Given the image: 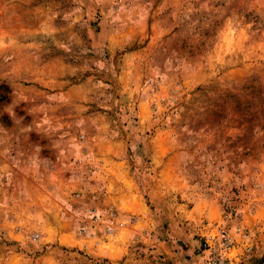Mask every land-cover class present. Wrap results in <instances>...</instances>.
I'll list each match as a JSON object with an SVG mask.
<instances>
[{
  "label": "rangeland",
  "instance_id": "374dc122",
  "mask_svg": "<svg viewBox=\"0 0 264 264\" xmlns=\"http://www.w3.org/2000/svg\"><path fill=\"white\" fill-rule=\"evenodd\" d=\"M224 231L264 264V0H0V264H198Z\"/></svg>",
  "mask_w": 264,
  "mask_h": 264
},
{
  "label": "built area",
  "instance_id": "2783aa9c",
  "mask_svg": "<svg viewBox=\"0 0 264 264\" xmlns=\"http://www.w3.org/2000/svg\"><path fill=\"white\" fill-rule=\"evenodd\" d=\"M95 221L99 216H95ZM110 235L113 229L107 226ZM236 233H242V227L235 228ZM235 250V242L230 238L227 232H220L217 236L211 237L203 242V248L197 254L198 264H238V256L231 257L232 251ZM250 248H246L249 251Z\"/></svg>",
  "mask_w": 264,
  "mask_h": 264
}]
</instances>
